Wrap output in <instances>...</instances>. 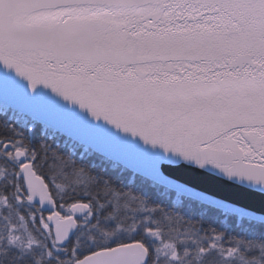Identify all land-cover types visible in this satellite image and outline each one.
<instances>
[{
	"label": "snow or ice",
	"instance_id": "6c2138e0",
	"mask_svg": "<svg viewBox=\"0 0 264 264\" xmlns=\"http://www.w3.org/2000/svg\"><path fill=\"white\" fill-rule=\"evenodd\" d=\"M0 264H264V0H0Z\"/></svg>",
	"mask_w": 264,
	"mask_h": 264
},
{
	"label": "water",
	"instance_id": "95a60500",
	"mask_svg": "<svg viewBox=\"0 0 264 264\" xmlns=\"http://www.w3.org/2000/svg\"><path fill=\"white\" fill-rule=\"evenodd\" d=\"M176 171H177V174L182 173V171H183L182 166H181V168L177 169ZM180 178L183 179L184 177L182 175H180Z\"/></svg>",
	"mask_w": 264,
	"mask_h": 264
},
{
	"label": "trees",
	"instance_id": "16d2710c",
	"mask_svg": "<svg viewBox=\"0 0 264 264\" xmlns=\"http://www.w3.org/2000/svg\"><path fill=\"white\" fill-rule=\"evenodd\" d=\"M42 178H44V177H42Z\"/></svg>",
	"mask_w": 264,
	"mask_h": 264
}]
</instances>
